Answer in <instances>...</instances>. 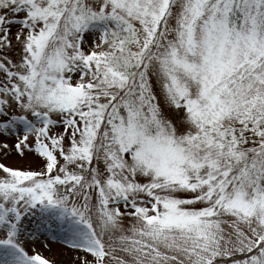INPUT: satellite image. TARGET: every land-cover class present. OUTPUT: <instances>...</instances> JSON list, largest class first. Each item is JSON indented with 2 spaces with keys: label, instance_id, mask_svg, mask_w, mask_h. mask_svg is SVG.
Here are the masks:
<instances>
[{
  "label": "snow or ice",
  "instance_id": "obj_1",
  "mask_svg": "<svg viewBox=\"0 0 264 264\" xmlns=\"http://www.w3.org/2000/svg\"><path fill=\"white\" fill-rule=\"evenodd\" d=\"M53 239L264 264V0H0V264Z\"/></svg>",
  "mask_w": 264,
  "mask_h": 264
},
{
  "label": "rangeland",
  "instance_id": "obj_2",
  "mask_svg": "<svg viewBox=\"0 0 264 264\" xmlns=\"http://www.w3.org/2000/svg\"><path fill=\"white\" fill-rule=\"evenodd\" d=\"M36 250L42 251L54 264H83L84 253L71 250L59 239L49 240L47 247L36 246Z\"/></svg>",
  "mask_w": 264,
  "mask_h": 264
}]
</instances>
